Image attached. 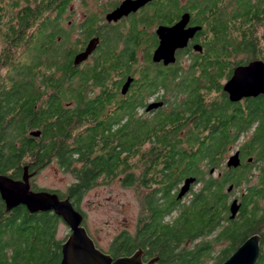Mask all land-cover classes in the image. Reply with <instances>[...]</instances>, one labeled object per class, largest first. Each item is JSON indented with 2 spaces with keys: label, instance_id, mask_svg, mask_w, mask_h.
Returning <instances> with one entry per match:
<instances>
[{
  "label": "trees",
  "instance_id": "obj_1",
  "mask_svg": "<svg viewBox=\"0 0 264 264\" xmlns=\"http://www.w3.org/2000/svg\"><path fill=\"white\" fill-rule=\"evenodd\" d=\"M3 1L0 173L21 180L26 167L37 174L55 163L75 182L65 194L47 191L69 198L82 214L84 195L98 184H139V227L116 237L109 251L114 259L142 250L146 262L206 264L214 246L226 242L214 263L223 264L259 235L257 264H264V166L251 183V169L264 162V96L232 103L223 90L237 67L264 62V0H156L130 33L103 34L95 64L82 71L61 64L62 46L56 45L57 23L72 0ZM186 13L202 28L195 42L177 54L176 64H155L159 41L143 27L171 26ZM130 76L139 79L123 101L119 92ZM90 82L100 93L88 98ZM154 93L165 105L149 115L142 110ZM254 125L242 151L254 156L252 163L215 178L211 171L221 168L228 147ZM192 177L201 187L182 205L177 190ZM242 183L241 210L230 220L228 189ZM174 211L178 216L167 221ZM62 221L24 206L8 212L0 195V264H61Z\"/></svg>",
  "mask_w": 264,
  "mask_h": 264
},
{
  "label": "water",
  "instance_id": "obj_2",
  "mask_svg": "<svg viewBox=\"0 0 264 264\" xmlns=\"http://www.w3.org/2000/svg\"><path fill=\"white\" fill-rule=\"evenodd\" d=\"M156 0H126L113 13L107 16L108 21H118L124 16L136 13L147 4ZM191 15L184 14L173 26L161 25L156 31L159 39L157 49L152 60L155 64L162 63L165 67L177 62V53L184 51L201 31L199 26H190ZM98 40L90 42L85 53L75 59V65L85 61L97 48ZM194 51L202 52L199 45L193 47ZM132 79L130 78L123 87L126 93ZM224 92L230 102L238 103L243 99L264 96V62L254 61L235 69L232 78L224 85ZM164 106L162 102L151 103L147 112L158 110ZM32 136H40L33 132ZM249 159L248 162H251ZM242 166L240 152H236L227 161L228 169H238ZM29 167L25 168L21 180H15L0 173V195L6 210L9 212L19 206H24L31 214L54 213L69 227L71 234L62 245L61 264H156L158 258L144 261L145 254L142 250L136 251L128 257L114 259L111 255L100 250L90 237L84 226V215L75 209L69 198L62 199L57 193L41 190L34 191L31 186ZM215 171L212 170L213 174ZM197 179L192 177L184 181L177 199L182 200L195 185ZM233 186L228 191L231 192ZM241 210V203L235 199L230 204V220H235ZM261 255V237L253 235L248 238L223 264H257Z\"/></svg>",
  "mask_w": 264,
  "mask_h": 264
},
{
  "label": "rangeland",
  "instance_id": "obj_3",
  "mask_svg": "<svg viewBox=\"0 0 264 264\" xmlns=\"http://www.w3.org/2000/svg\"><path fill=\"white\" fill-rule=\"evenodd\" d=\"M3 2L7 5L9 0H4ZM73 7L79 12V21H82L81 18L84 14L88 15V0H77L73 4ZM92 9L98 11L99 4L94 3ZM181 63H183V65L187 64L188 59L183 57ZM255 127L254 125L252 128L240 134L236 142L228 147L221 162V168L216 169L214 174H212L215 178L223 174L225 170H228L226 167L228 159L234 155L236 151H242L244 149L246 143L248 144L251 140ZM248 157L250 156L244 157L245 159L242 161L243 164H248ZM262 166H264V162L255 164L251 169V183L257 181ZM139 173L140 171L137 170V174ZM35 175L37 176H35L32 181L30 180L32 186H37L39 189L43 190L58 191L62 194H65L69 186L75 182L74 175L71 172H64L55 163L50 164ZM183 183L179 186L178 192L183 186ZM200 185L201 184H195L192 186L190 192L180 200L182 205L189 204L193 192L198 191L201 187ZM245 185V183H242L240 188L229 193V204L235 199H237L239 203L241 202L240 196L243 190H245ZM139 186L140 185L137 184L133 187H126L121 180L118 179L111 184L100 183L84 195L80 203L81 211L84 213V226L97 247L103 252L109 254L112 243L116 237L123 232L135 234L137 231L139 227L138 219L141 218L143 214L141 202L143 191ZM229 186L230 184L226 186V190ZM261 206L264 207V201L261 202ZM178 213V211H174L166 220H174L178 216ZM70 234L71 231L69 227L62 221L59 224L58 238L60 240H67ZM215 234H217V232H215ZM215 234H213V236H215ZM227 246L228 244L226 242L215 245L212 257L207 260L206 264H214L220 252Z\"/></svg>",
  "mask_w": 264,
  "mask_h": 264
},
{
  "label": "flooded vegetation",
  "instance_id": "obj_4",
  "mask_svg": "<svg viewBox=\"0 0 264 264\" xmlns=\"http://www.w3.org/2000/svg\"><path fill=\"white\" fill-rule=\"evenodd\" d=\"M76 1L77 0L70 1L69 4L67 5V8L63 9V12H61V17L59 19V22L57 23L58 34L56 36V45L62 46V48L60 50V51H62V55L60 56V58H62V59H61L60 63L61 64L72 63V65L75 68L79 69V71H82L85 68L89 69L90 67H92L95 64V59H96V57L99 53V49L101 48L102 43H103V39H102L103 34H105V33L106 34L107 33L113 34L114 32H116V33L119 32L120 35L125 36L126 34L130 33V30H132L133 26L138 25L137 22H139L138 19L140 18V15L145 14L144 12H146L152 6V4L155 2V1H153L149 4H147L144 8L140 9L136 13H131L128 16H124L121 19H119L118 21H111L110 22L107 20V16L110 15L111 13H113L114 11H116L122 5V3L126 0H88V15L84 14L83 17L81 18L82 21H79V18H80L79 12L77 11V9H75L73 7V4ZM85 1H87V0H85ZM94 3L99 4V10L98 11H94L92 9V6ZM58 14H56V15H58ZM159 26H161V25L153 24L150 26V28L148 30H147V27H143V31H147V32H149V34L154 33L156 35V31H157ZM165 26H167V25H165ZM171 26H173V25H171ZM190 26H192L191 22H190ZM168 27H170V26H168ZM79 34H80V36H79ZM195 39L190 42L189 46L195 42ZM93 40H98V45H97L96 50L81 64H79L78 66L75 65L76 57L85 53L88 49L90 42H92ZM158 41H159V39H158ZM119 45H120L119 47L121 49L122 46H124V40L120 41ZM179 52H181V51H179ZM28 56H29L28 59L31 60L30 55H28ZM42 61H47V60L43 59ZM27 62H30V61H27ZM130 78L132 79V82L129 85L127 92L124 93L123 87ZM138 79H139V76H130L123 83L121 90L119 92V97L122 98L123 101L129 95L132 94L134 84L136 83L135 81H137ZM89 84H90V87H89L90 91H88V98H91L92 96L99 95V93H100L99 89L98 88H92L91 82ZM159 95H160L159 93L158 94L154 93L149 98L148 105L151 103H156V102L164 103V100L158 97ZM250 99H252V98H250ZM245 100H248V99H243L238 103H241V102L243 103ZM164 105H165V103H164ZM147 107H145L142 110V112H147ZM159 110L160 109L154 110L152 112H147V113H149V115H153L156 112H158ZM38 137H40V136H38ZM242 151H236V152H240L241 161H243V159H245L243 157L244 154ZM247 159L249 160L252 158L248 157ZM247 163L250 164V163H252V161L251 162L247 161ZM242 166H243V162H242ZM35 176H37V175L34 174V176L31 177L30 180L32 181V179ZM31 186H32V184H31ZM139 188H141V187L139 186ZM139 221H140V218L138 219V224H139Z\"/></svg>",
  "mask_w": 264,
  "mask_h": 264
}]
</instances>
